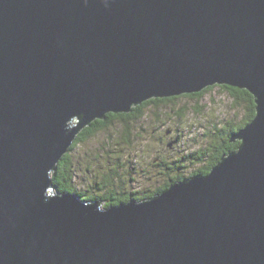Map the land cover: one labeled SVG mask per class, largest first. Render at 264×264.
I'll list each match as a JSON object with an SVG mask.
<instances>
[{"label":"water","instance_id":"95a60500","mask_svg":"<svg viewBox=\"0 0 264 264\" xmlns=\"http://www.w3.org/2000/svg\"><path fill=\"white\" fill-rule=\"evenodd\" d=\"M212 86L256 114L207 175L110 207L54 190L93 121ZM0 264H264V0H0Z\"/></svg>","mask_w":264,"mask_h":264},{"label":"rangeland","instance_id":"374dc122","mask_svg":"<svg viewBox=\"0 0 264 264\" xmlns=\"http://www.w3.org/2000/svg\"><path fill=\"white\" fill-rule=\"evenodd\" d=\"M229 105L226 91L215 87L201 99L179 97L167 106L149 108L148 120L134 124L136 128L127 144L118 122L74 141L70 152L73 189L101 199L103 194H99L97 187L110 170L116 169V174L110 173L114 188L130 194L153 190L166 180L163 171L155 167L161 162L158 157L172 159L208 146L210 139L199 137L207 132L210 122L238 121L239 116L236 118ZM178 111L184 112L181 118L175 115ZM195 137L198 143L193 144L190 140ZM191 170H187L186 177Z\"/></svg>","mask_w":264,"mask_h":264},{"label":"trees","instance_id":"16d2710c","mask_svg":"<svg viewBox=\"0 0 264 264\" xmlns=\"http://www.w3.org/2000/svg\"><path fill=\"white\" fill-rule=\"evenodd\" d=\"M219 87L226 91L230 99V109L234 115L239 116L238 121L233 120L222 121V122H210L209 128L206 133H203L199 138L200 140L210 139L208 146L198 148L195 152H188V154L182 153L181 156L176 158L166 159L161 156V162L156 164L162 170V174L166 175L164 183L151 191H140L136 193H127L125 190L120 188H114L112 186V177L110 173L116 174L115 170H110L103 178L101 184H99V194H103L101 199L99 196L85 194L76 191L72 187L73 181V166L70 152L73 150V146L76 141H80L85 137H90L95 131L103 129L114 122H118V126L122 129L123 142L129 143V137L134 132V124L145 122L148 120L147 111L149 108H158L160 106H167L179 97H186L190 99H201L203 95L213 88ZM172 98L162 99H150L143 102L136 107H133L129 113L120 114H107L103 120H95L89 126L84 127L77 135L75 142L71 145L69 151L62 156L56 166V170L52 172L51 180L53 188L56 192L61 193H72L79 196L82 201H93L100 203L103 207L117 206L121 203H127L129 201H145L154 196L161 194L168 187L176 181L189 178L195 174L207 175L209 171L221 161V159L231 152L237 150L240 145V141L236 140L232 142V136L249 124L255 117V101L253 96L246 90H241L227 86H212L200 93L183 95ZM183 111L175 113L177 118H181ZM159 118L158 116H156ZM166 117V115H165ZM164 117V118H165ZM235 119V118H234ZM221 123V124H220ZM141 128V127H140ZM142 129V128H141ZM193 144L198 143L197 137L191 139ZM191 143V144H192ZM170 148V147H169ZM175 147L171 146L174 150ZM184 152V150H182ZM191 170L186 177L187 170ZM109 175V176H108ZM88 193V192H87Z\"/></svg>","mask_w":264,"mask_h":264}]
</instances>
